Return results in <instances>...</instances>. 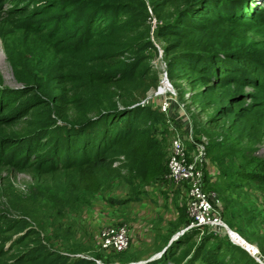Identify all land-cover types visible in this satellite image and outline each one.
<instances>
[{
	"label": "trees",
	"instance_id": "16d2710c",
	"mask_svg": "<svg viewBox=\"0 0 264 264\" xmlns=\"http://www.w3.org/2000/svg\"><path fill=\"white\" fill-rule=\"evenodd\" d=\"M32 1L28 8L16 11V3L7 9L38 19L30 30L53 51L30 73L16 69L17 88L0 77V170L26 172L32 181L23 203L11 187L8 207L0 209V264L137 261L118 253L104 258L102 249L70 261L43 233L58 225L55 217L64 220L65 209L89 204L87 194L106 176L146 185L165 174L167 150L155 127L161 115L139 104L159 83L148 55L157 51L147 39L152 19L164 42L168 80H183L191 103L205 115L203 123L194 121L210 131L220 180L225 186L237 180L264 184V163L254 155L264 138V58L229 49L225 40L215 47L212 35L216 25L259 19L264 6L254 9L250 0ZM233 153L241 156L236 168L232 160L225 163ZM180 238L144 264H168L182 248L171 247ZM224 248L213 242L198 250L211 263L230 256L231 264H260Z\"/></svg>",
	"mask_w": 264,
	"mask_h": 264
},
{
	"label": "rangeland",
	"instance_id": "374dc122",
	"mask_svg": "<svg viewBox=\"0 0 264 264\" xmlns=\"http://www.w3.org/2000/svg\"><path fill=\"white\" fill-rule=\"evenodd\" d=\"M19 1L22 0H3L1 4L2 8H0V77L3 79L4 85L12 88L19 87L14 80V75L18 74L16 73V69L17 72L30 73L37 69L36 64L39 60L43 61V59L49 57L53 51L39 35L30 30V26L33 25V23H38V19L31 18V15H28V18H24L20 15L10 14V9L7 8L13 4H20V6L16 8V11H18L28 8L30 4L33 3L32 0H23L22 3ZM250 2V6H253L254 9L259 6H264V0H250ZM156 26L157 23L154 19L148 21L147 39L154 44L157 50L148 51V55L149 62L159 74L162 71L163 65L166 63L163 53L164 42L156 36ZM251 27H253V30L249 32ZM212 35L213 45H215V47L218 46V43L225 40L229 49L235 47L241 48L247 54L259 55L264 58V15H261L259 19L249 24L216 25L213 28ZM169 83L176 93L175 101L181 105V108L177 109L173 106L168 113L161 112L159 103L166 98V95L162 94L155 96L154 93L157 87L150 90L147 94V96H151L150 102L147 105L153 107L156 112L161 115L155 124L159 139L164 143L168 151L171 139V123H177L179 125V129H177L179 132L182 130L181 128H185V122L191 124L193 139L197 143L205 142L204 156L206 161L209 160L207 163H210L214 167V174L217 175L214 181H209L205 178V189L213 193L215 200L219 201L221 205V216L224 222L237 236L234 240L236 242H241L240 244L251 253L256 252L257 249L259 252L257 256L262 263H264V184L237 180L236 182H230L228 186L224 185V178L220 180L222 167L219 160L215 158L217 155V147L210 141V131H205L203 126H196V122H204L205 115L200 114L196 106L191 103V90L183 80L174 82L169 81ZM169 114H172L174 118L169 117ZM198 114L200 115L197 116ZM178 115L181 116V120H178ZM200 129L206 133L198 132L197 130ZM182 134L184 137V144L186 146L188 145L187 151L192 154L195 152V146L188 138V135L185 133ZM217 141H221V137H219ZM255 146L254 155L259 158L260 163H264V138ZM240 158V155L233 153L225 158V163L232 160L236 168L242 163ZM167 161L168 158L166 156V165ZM31 184L32 181L30 176L26 172L13 173L11 167H5L3 170H0V209L8 207L6 203L10 195L9 188L12 187L11 195L13 197H18L23 203L24 199L29 197L28 191ZM99 184L98 189H93L91 187L92 191L87 194V197L91 196L89 204L88 201L80 205L74 204L72 211H66L65 209L63 214L64 220L55 217L54 221H56L58 225L54 228H52L53 226H47L45 235L43 233V238L49 241V245L67 254L70 261L82 256L91 258L90 255L97 254L101 249L98 245L97 237L95 236V229L87 225V223L89 224L91 221L86 219L90 214L89 212L103 209L107 202L118 207V210L122 214L119 216L126 217L125 223H136V227L146 231L147 240H139V245L133 247L130 242V246L127 250L118 253L119 257L125 256L130 260L137 259V261L132 263L158 256L162 249L166 247L169 238L179 232L181 233L188 224L184 207L187 188L185 185H176L169 182L165 174L160 178L150 181L146 185L136 179L132 180L126 176L122 177L113 174L104 177L101 184ZM166 191L170 194L168 195ZM155 194V204H160L162 208L161 214H163L162 218L159 215L160 213L156 212L155 214L159 213L158 216L155 217L156 219L153 218L155 220L149 221L146 219V216H137L131 211L133 209L132 207L137 205L154 203L153 196ZM162 194L166 195L164 196ZM175 196L177 198H175ZM171 197L174 199L173 202H170ZM43 209L47 210L50 209V207L46 205ZM103 212L107 218L115 217L113 213L110 214L107 210ZM51 222L53 221L51 220ZM227 240L230 241L228 235L213 236V234L211 235L206 229H189L184 231L181 234L179 242L171 246L182 248H180L175 257H168L170 260L168 264H231L230 256L224 258L225 262L213 263L201 257V250L198 249L209 247L213 242L222 243L225 246L223 253L234 252L239 260H248L249 257L253 258L243 247L234 246L231 243L233 245L232 247L228 244L229 242ZM108 254L110 253L105 252L103 255L104 258L105 255L108 257L113 255Z\"/></svg>",
	"mask_w": 264,
	"mask_h": 264
},
{
	"label": "built area",
	"instance_id": "2783aa9c",
	"mask_svg": "<svg viewBox=\"0 0 264 264\" xmlns=\"http://www.w3.org/2000/svg\"><path fill=\"white\" fill-rule=\"evenodd\" d=\"M162 71L159 73V85L154 93L157 95H166V98L159 103L161 112L168 113L172 107L181 108L179 103L175 101V91L170 83L164 84L166 75V64L163 65ZM163 81V83H162ZM151 96H146L139 104L147 105L150 102ZM185 128H181L177 123H171V139L170 146L167 151V169L165 172L166 179L176 185L186 186V200L184 202L185 211L187 214L188 224L182 231L189 229H206L213 235H228L230 242L235 246H241L232 237V230L226 225L221 216V205L215 200L213 193L205 189V176L209 181H214L217 175L214 174L215 169L207 163L205 158V142L197 143L193 139V131L191 124L185 122ZM188 135V138L195 146V152L188 153L187 147L184 144L183 134ZM186 140V139H185ZM98 211V210H97ZM95 210L92 211V215ZM90 213V212H89ZM95 214V213H94ZM90 215V214H89ZM107 217H103V219ZM87 220V219H86ZM99 247L107 253L117 254L128 249L130 246V238L128 227L125 224L103 223L97 234ZM245 249L253 257L259 254L258 250L251 253ZM97 264H100L97 261Z\"/></svg>",
	"mask_w": 264,
	"mask_h": 264
},
{
	"label": "crops",
	"instance_id": "0c3cea01",
	"mask_svg": "<svg viewBox=\"0 0 264 264\" xmlns=\"http://www.w3.org/2000/svg\"><path fill=\"white\" fill-rule=\"evenodd\" d=\"M169 117L174 118V116L172 114H169ZM177 118H178V120H181L180 115H178ZM180 122H183V121H180ZM144 192H145V190H144ZM166 192H168V191H166ZM166 194H162V195L165 196ZM169 194L170 193L168 192V195ZM155 198H156V194L153 196L154 203H149L147 205L146 204L137 205L135 207H132L133 209L131 211L134 214H136L137 216H141V217L146 216L147 217L146 219L149 221L155 220L156 219L155 217H157L159 213H160L159 215L162 218V215H163V214H161L162 208L160 207L159 203H158V205L155 204ZM175 198H177V197L175 196ZM173 200H174L173 197H171L170 202H173ZM178 207H179V205H178ZM104 210H107V212L109 211L110 214L113 213L115 215V217L103 219V217H106L105 213L103 212ZM92 211L90 212V215L87 217V220L91 221V222L89 224L87 223V225H90L92 228L95 229V236L96 237H97L98 230H99L100 226L105 222L106 223L111 222L114 224H125V225H127V227L129 226L128 230H129V237H130V242H131L132 247L138 246L139 240H143V239L147 240L146 231H143V229H139V227H136L137 226L136 223H134V224H132L130 222L125 223L126 217H120L119 216L122 214L118 210V207L116 205H113V204L107 202L106 205L103 207V209H100L97 212H94L95 214L93 213V215H92ZM156 212H159V213L155 214ZM153 218H155V219H153ZM150 226H151V224H150Z\"/></svg>",
	"mask_w": 264,
	"mask_h": 264
},
{
	"label": "water",
	"instance_id": "95a60500",
	"mask_svg": "<svg viewBox=\"0 0 264 264\" xmlns=\"http://www.w3.org/2000/svg\"><path fill=\"white\" fill-rule=\"evenodd\" d=\"M169 83V81H168V78L167 77H165L164 78V84H168ZM184 232V231H183ZM182 231H181V233L179 232V233H177V234H175V235H173V236H171L170 238H169V240L167 241V244H166V247H164L163 249H162V251L158 254V256H155V257H150L149 259H147V260H143V261H138V262H136V263H128V264H144V263H146V262H149V261H151V260H154V259H157V258H159V256L165 251V249L173 242V241H175V240H177L180 236H181V234L183 233ZM244 248V247H243ZM253 257V256H252ZM253 259L255 260V261H257L258 263H260V264H264V263H262V261L260 260V258H258V256L256 257H253ZM111 264H119V263H111Z\"/></svg>",
	"mask_w": 264,
	"mask_h": 264
},
{
	"label": "bare ground",
	"instance_id": "6f19581e",
	"mask_svg": "<svg viewBox=\"0 0 264 264\" xmlns=\"http://www.w3.org/2000/svg\"><path fill=\"white\" fill-rule=\"evenodd\" d=\"M232 237H233V239L237 238V236L234 234V232H232ZM238 243H241V242H238Z\"/></svg>",
	"mask_w": 264,
	"mask_h": 264
}]
</instances>
